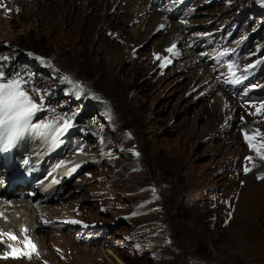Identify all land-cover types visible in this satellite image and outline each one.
I'll return each mask as SVG.
<instances>
[{
  "label": "rangeland",
  "instance_id": "374dc122",
  "mask_svg": "<svg viewBox=\"0 0 264 264\" xmlns=\"http://www.w3.org/2000/svg\"><path fill=\"white\" fill-rule=\"evenodd\" d=\"M46 1L4 2L3 71L44 97L34 124H69L55 141L53 130L27 131L53 151L40 168L82 162L58 191L75 197L48 203L55 220L26 233L38 254L0 252V264H264V161L244 138L264 133V113L252 114L264 103V0L75 1L77 16L49 20L61 34L83 23L63 48L43 29Z\"/></svg>",
  "mask_w": 264,
  "mask_h": 264
},
{
  "label": "snow or ice",
  "instance_id": "6c2138e0",
  "mask_svg": "<svg viewBox=\"0 0 264 264\" xmlns=\"http://www.w3.org/2000/svg\"><path fill=\"white\" fill-rule=\"evenodd\" d=\"M183 23V21H181ZM164 26L161 25V28ZM175 45L166 49L167 52L172 53ZM156 59L164 61L162 67L166 63L170 62L165 60L158 54H154ZM221 56L226 55V53H221ZM9 57L0 56V151H7L15 145V143L23 137L27 131H39L41 129L53 130L55 135L53 136V141L62 134L63 131L69 127V124L65 121L63 126L54 125L51 123H36L34 124L33 118L37 113L45 110L44 97L40 95L38 89L29 90L26 85L28 81L23 78L20 74L7 75L3 68L5 66L4 62L8 61ZM254 67V65H253ZM229 70L231 71L234 68L233 64L228 65ZM232 76L235 77V72H231ZM64 79L72 84L73 81L70 77H64ZM226 82H239L238 78L234 80H229ZM75 87L79 92H83V86L79 83L75 84ZM40 95L39 102L34 99L33 94ZM78 92V94H79ZM256 108V112L252 113L253 115H258L264 113V103H261L259 106L252 105ZM261 137L257 141V137ZM244 138L246 143L249 146V149L255 153V155L262 161H264V133H261L259 129L254 130L252 134L249 132L244 133ZM103 143V140H101ZM134 155L139 156L138 152H134ZM246 160L251 162L253 161L252 156L246 157ZM255 166V165H253ZM245 174L251 171L247 166L244 169ZM258 179H264V175L258 176ZM47 223V222H45ZM70 223H79V221H70ZM23 235L22 240H18L16 234L9 233H0V244L5 243L3 237L7 238V241L14 243H7V249L10 251H5L3 253V258H8L11 256L14 259L20 257H27L31 259L34 253H37V245L32 241V239L26 234L28 232L27 228L20 229ZM17 244H23V248L18 247ZM38 254V253H37Z\"/></svg>",
  "mask_w": 264,
  "mask_h": 264
},
{
  "label": "bare ground",
  "instance_id": "6f19581e",
  "mask_svg": "<svg viewBox=\"0 0 264 264\" xmlns=\"http://www.w3.org/2000/svg\"><path fill=\"white\" fill-rule=\"evenodd\" d=\"M7 0H0V11L2 10L3 4L4 2ZM16 0H12V2H14ZM75 1H80V0H69L67 5L64 8H59L56 4V1L53 2L52 0H47L46 2H44V4L41 5V7L39 8L40 11H45V13L43 14V16L46 18V22L43 25V29L47 30H51L54 29L56 36L53 38V42L55 44L58 45V47L63 48L62 46H66V45H70L72 43L76 42V38L78 36V34H76L75 32L78 33V31L76 29L80 28L83 26V23H81L80 21H73L74 23H72L70 25L69 28L66 29V33L61 34L60 33V29L63 28L59 23L55 24V25H51L49 20L51 17H57L61 14H66V15H75L77 16L76 13H73L72 10L70 9V5L75 2ZM96 1V0H95ZM76 3V2H75ZM79 3V2H78ZM94 4V2H93ZM24 6V3L22 4ZM32 5V3H31ZM29 5V7L31 6ZM98 5H96L97 7ZM6 7V6H5ZM16 7V6H15ZM14 7V8H15ZM25 7V6H24ZM13 8V7H12ZM18 8V7H17ZM26 8H28L26 6ZM24 9V8H23ZM22 9V10H23ZM99 9V8H98ZM6 12V10H5ZM4 12V13H5ZM8 12V11H7ZM79 13V12H78ZM8 14V13H7ZM13 15V14H12ZM11 15V16H12ZM80 15V13H79ZM3 16V15H2ZM19 16V15H18ZM94 16V15H93ZM4 17V16H3ZM2 17V18H3ZM6 17V15H5ZM9 17V16H8ZM22 17V16H21ZM80 17V16H79ZM11 18V17H10ZM135 18L139 19V17H137L136 13H135ZM1 19V18H0ZM20 19V18H19ZM22 19V18H21ZM36 19V18H35ZM57 19V18H56ZM80 19V18H79ZM4 20V19H3ZM6 20V19H5ZM10 20V19H9ZM76 20V19H75ZM78 20V19H77ZM159 20V19H158ZM24 21V20H23ZM42 21V20H41ZM51 21V20H50ZM72 21V20H71ZM1 22V21H0ZM10 22V21H9ZM21 22V21H20ZM141 22V21H140ZM12 23V22H11ZM18 23V21H17ZM27 23V22H26ZM41 23V22H40ZM39 23V24H40ZM97 23V22H96ZM99 23V22H98ZM144 23V21H143ZM43 24V23H42ZM86 24V23H85ZM19 25V23H18ZM26 25V24H25ZM89 25V24H88ZM96 25V24H94ZM162 24H158L155 26L154 29L155 30L159 27H161ZM24 26V25H23ZM31 26V25H28ZM91 26V24H90ZM93 26V25H92ZM13 27V26H12ZM20 27V26H19ZM22 27V26H21ZM142 27V22L140 23V26ZM16 29V28H15ZM14 29V31H15ZM31 29V28H30ZM4 30V29H3ZM12 30V29H11ZM44 30V31H45ZM36 31V30H35ZM6 32V31H5ZM52 32V30H51ZM37 33V32H36ZM46 33V32H45ZM48 34V32H47ZM29 35V34H28ZM45 35V34H44ZM55 35V34H54ZM42 36V35H41ZM174 36H176L175 32H172L170 35V40L172 41L174 39ZM12 37V36H11ZM38 37V35H37ZM6 38V37H5ZM20 38V37H19ZM7 39V38H6ZM15 39V38H14ZM42 39V38H41ZM12 40V39H11ZM17 40V39H16ZM40 40V39H39ZM38 40V41H39ZM44 40V39H43ZM4 41V40H2ZM18 41V40H17ZM52 41V39H51ZM5 42V41H4ZM9 42V41H8ZM52 42V43H53ZM66 44V45H65ZM205 46V45H204ZM58 48V49H60ZM217 97V96H216ZM224 97L223 96H219L217 98V101L219 103L223 102ZM220 105V104H219ZM227 107V105H225ZM252 109V107H251ZM226 110V109H225ZM264 116V114H263ZM44 134V133H43ZM41 136V140L44 136ZM46 136V134H45ZM45 138V137H44ZM12 148V147H11ZM17 148L22 150L21 147V141L20 139L17 141ZM46 148V147H45ZM47 151H49V149H45ZM37 152L38 150L35 148V145L32 144L30 146V152ZM29 153V152H28ZM11 158L12 161L9 163V166H12L14 168V170L11 172L10 167L3 164V160L0 157V178H4V176H7L10 174H13L15 172V170L18 169V163H19V157L17 156V154L12 153L11 154ZM39 157L36 156V159H38ZM71 162V161H70ZM82 162V161H81ZM81 162L78 163H68L65 162L61 165L59 171L61 176H66L68 174L71 173H75L79 168H80V164ZM82 166V165H81ZM58 180H54L51 182V184H53L54 182H57ZM3 184V183H2ZM4 186V185H3ZM17 189L15 190H9V191H1L0 192V217H2V219H0V233H9L12 232L14 234L17 235L18 240H22L23 239V235L24 233H22L20 231V229L22 228H27L28 230L34 231L35 227L38 226V224L40 223V221L45 220L46 222H52V220H55L56 216L58 215V211H59V207L55 206V207H51L48 208L46 206H49L50 204H40L38 201H36V199L34 200V198L31 197V195L29 193V198L25 199L20 197V195H18V197H14L11 199H8L7 196L8 195H14L15 191L18 190L19 192H22L24 187H23V182H21L19 185H16ZM61 187V186H60ZM32 191H34L33 189H31ZM74 191L69 192L67 195H65V200L67 201V203H69V199H73L74 196ZM16 195V194H15ZM52 205V204H51ZM39 215V216H38ZM30 216H32L31 218H29ZM39 217V221L37 220ZM33 228V230H32ZM29 232V231H28ZM5 243L0 244V252H5V251H10V249H7L6 244L7 243H14L11 241H7L6 237H3ZM18 247L23 248V244H17Z\"/></svg>",
  "mask_w": 264,
  "mask_h": 264
},
{
  "label": "built area",
  "instance_id": "2783aa9c",
  "mask_svg": "<svg viewBox=\"0 0 264 264\" xmlns=\"http://www.w3.org/2000/svg\"><path fill=\"white\" fill-rule=\"evenodd\" d=\"M191 264H195V262L191 263ZM197 264H225V263L219 262V261L214 260V259H206V260H201Z\"/></svg>",
  "mask_w": 264,
  "mask_h": 264
},
{
  "label": "trees",
  "instance_id": "16d2710c",
  "mask_svg": "<svg viewBox=\"0 0 264 264\" xmlns=\"http://www.w3.org/2000/svg\"><path fill=\"white\" fill-rule=\"evenodd\" d=\"M22 68H23V69H21V68H20V69L23 70L24 72H27V71H28V70H27V67H22ZM82 114H83V113H82ZM86 114L89 115L90 113L87 112ZM40 118H41V117H39L38 120H39ZM77 120H78V122H80V123L84 121V119H82V121H81L80 118H78Z\"/></svg>",
  "mask_w": 264,
  "mask_h": 264
}]
</instances>
